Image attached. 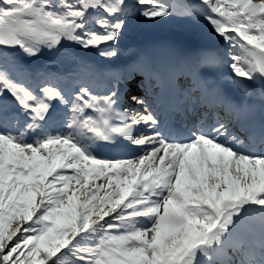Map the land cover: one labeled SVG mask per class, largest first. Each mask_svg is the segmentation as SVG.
Listing matches in <instances>:
<instances>
[{
    "label": "snow or ice",
    "instance_id": "6c2138e0",
    "mask_svg": "<svg viewBox=\"0 0 264 264\" xmlns=\"http://www.w3.org/2000/svg\"><path fill=\"white\" fill-rule=\"evenodd\" d=\"M0 264H264V0H0Z\"/></svg>",
    "mask_w": 264,
    "mask_h": 264
},
{
    "label": "rangeland",
    "instance_id": "374dc122",
    "mask_svg": "<svg viewBox=\"0 0 264 264\" xmlns=\"http://www.w3.org/2000/svg\"><path fill=\"white\" fill-rule=\"evenodd\" d=\"M162 23H163V26H162V28L163 29H166L167 30V26H170V25H172L173 23H174V20L173 19H170V20H167V21H162ZM185 23H187V22H182L181 23V26H183V27H185V28H187L188 26L185 24ZM145 25V26H149V27H154V26H156L157 25V23H141V25ZM188 24V23H187ZM190 25H193V23H189ZM139 24H134L133 26H132V28H131V30H130V32L129 33H132L133 35H134V37H136V39H137V41H140V39H144V41H145V43H144V45H143V47L141 48V50H139L138 52H137V54H139L141 51H143V52H145V51H147V49L148 48H150L156 41H158L159 40V45H161V41H160V39H162L163 38V34H161L163 31L162 30H160V32L159 31H155V32H159L156 36H152V38H151V40H150V38H148L147 36L149 35V34H147V32L144 30V29H142V28H138L139 26H138ZM195 25H198V24H195ZM176 27V26H175ZM177 28H179V27H177ZM140 29V30H139ZM179 29H182V28H179ZM194 31V30H193ZM167 32V31H166ZM164 33V32H163ZM168 33V32H167ZM145 38H147L148 40H145ZM76 47V46H75ZM75 47L73 48V50L75 51ZM124 50V51H123ZM123 50H119V54H121V53H123V52H129V53H134L135 51H134V49L133 48H127V49H123ZM47 57H41L40 58V61H38V63L39 62H45L47 59H46ZM86 59L87 60H89L91 63H94V59H92V56H91V54L90 53H87V56H86ZM96 64L99 66V65H102V64H107V65H109V66H112L113 65V61H111V62H106V63H103V62H101V61H99L98 59H96ZM72 67H73V65H72ZM56 69L58 70V71H61L62 72V70L56 65Z\"/></svg>",
    "mask_w": 264,
    "mask_h": 264
}]
</instances>
